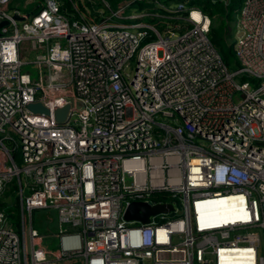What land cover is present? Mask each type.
I'll return each mask as SVG.
<instances>
[{"label": "built area", "instance_id": "obj_1", "mask_svg": "<svg viewBox=\"0 0 264 264\" xmlns=\"http://www.w3.org/2000/svg\"><path fill=\"white\" fill-rule=\"evenodd\" d=\"M134 1L94 21L72 0H0V196L19 197L16 222L0 209V264H264V0L239 8L232 72L205 13L177 1L182 31L160 34ZM130 202L172 211L125 221ZM217 204L231 212L207 219Z\"/></svg>", "mask_w": 264, "mask_h": 264}, {"label": "rangeland", "instance_id": "obj_2", "mask_svg": "<svg viewBox=\"0 0 264 264\" xmlns=\"http://www.w3.org/2000/svg\"><path fill=\"white\" fill-rule=\"evenodd\" d=\"M73 6L77 8V12L80 13H85L86 15H88V13L90 12V9L86 6V3H90L92 4H101V7L98 11H102L101 15H104V13L107 12V7H109L110 5L105 1V0H72ZM110 3L113 2V0H108ZM124 0H120L119 2H115L114 5H112V8L109 7V9L111 10H115L117 5L120 2H123ZM14 2H19V0H14ZM150 2H153L155 4L151 5V7H144L142 9H136L133 6H129L130 9L128 10V12H126V15H129V13L134 12H151L155 14V18L156 20H153V22H158L159 24H163L164 26H155L156 29L159 31L160 34L165 33L166 30H172L175 33H179L182 30L181 29H176L174 28L173 25L178 24L181 25L182 22L179 19H172L173 15L169 14L167 12V8L168 10H170L172 8L173 5H175L176 2L170 4L167 6V8H165L164 3H162L160 0H150ZM243 0H223L222 4L220 5V8L217 6L212 7L208 14L206 13V15L208 17H210L211 15L214 16V18L216 19V21H218L219 19H221L220 24L221 27L225 28V32L221 31L220 33H218L215 37V43H212L214 49L218 52V54L220 55L223 63L225 64L226 68L228 71L232 72L237 68V60L232 48V43L238 38L239 34H238V30L235 27V20L238 17V13H239V8L242 4ZM187 7H192V8H196L195 6L189 5V3H185ZM65 5V4H64ZM78 5L80 6H84V10H80L78 9ZM19 9H21L20 7V3L19 6H17ZM24 7V5H23ZM34 7V4H28L25 5L26 9H32ZM71 7V6H70ZM156 7V8H155ZM157 7L160 8L157 9ZM198 9V8H196ZM104 10L106 12H104ZM131 11V12H129ZM165 11V12H164ZM150 12V13H151ZM71 10L68 13V16H70L71 14ZM128 13V14H127ZM186 13H184L185 15ZM123 15V14H122ZM123 15V16H126ZM184 15H179V17H182ZM154 18V19H155ZM139 19L136 20H123L122 22L124 23H130V22H135L138 21ZM141 20L143 21H149L148 17L142 18ZM168 20H171L173 22H169ZM226 26V27H225ZM208 36V34H207ZM153 37H151L150 39H145L141 42V45L149 40H151ZM23 69L25 70H29L28 67H24ZM31 76H35V73L32 72ZM23 194H27V191L24 189L23 190ZM19 197L17 195L16 192V188L13 190L12 195H9L6 200H4L6 203H9L10 206L13 207V209H15V214H18L19 212ZM9 219V217H8ZM12 222H16V216H14L13 218H11ZM57 219H56V213L55 210L52 208H47V209H35L31 211V225L32 227L36 228V227H43L47 228L49 225V232L46 233H54L56 231V225H57ZM18 223H20V221H18ZM48 247L50 249H55L56 246V239H51L48 243ZM76 264H81V262L78 260L75 262Z\"/></svg>", "mask_w": 264, "mask_h": 264}, {"label": "trees", "instance_id": "obj_3", "mask_svg": "<svg viewBox=\"0 0 264 264\" xmlns=\"http://www.w3.org/2000/svg\"><path fill=\"white\" fill-rule=\"evenodd\" d=\"M105 1L110 5L109 7L112 8V5H114L115 2H117V1L119 2L120 0H113V2H111V3L108 0H105ZM160 1L162 3H164L165 7H167L168 5H170L174 2L183 1V0H160ZM185 1H186V3H189V5H192V6H195L196 8H198L202 13L208 14L209 10L212 7L217 6L220 8V5L222 4L223 0H185ZM131 5L133 7H135L136 9H142L144 7H151V5L155 6V4L153 2H150V0L134 1ZM65 6L70 8L69 3L66 4ZM86 6L90 9L89 16L91 17V19L94 21H98L100 19V15L98 13V10L100 9L101 4L98 3V4H92L91 5L90 3L87 2ZM77 7L80 10H84V6L78 5ZM157 9L160 10L159 7H157ZM104 12H106V11L104 10ZM150 12H151V10H150ZM182 14H184V13H182ZM209 19H210V24H209V31H208V39H209L210 43L212 44V43H215V37L218 33H220L221 31L226 33V31H225L224 27L223 28L221 27V24H220L221 19L216 21V19L214 18L213 15H211L209 17ZM153 20H156V18L155 19L154 18L149 19V22H152ZM168 21L170 22L171 20H168ZM171 22H173V21H171ZM160 25L164 26L163 24H160ZM14 188H15V186L11 185L8 188V190L3 192V194L0 196V209H5L6 213L8 214L9 220L11 222H12L11 218H13L14 216H16V220H17V214H15V209H13L12 206H8L9 203H6L4 200H6V198L9 195H12ZM154 198L159 200L160 202H169L172 200V197L167 193H158L154 196ZM55 213H56V211H55ZM30 225H31V214H30ZM31 227H32V225H31ZM32 229H34L38 233H42V234L47 232L46 228H44V230H43V227H36V228L32 227ZM48 229H50V228H48Z\"/></svg>", "mask_w": 264, "mask_h": 264}, {"label": "water", "instance_id": "obj_4", "mask_svg": "<svg viewBox=\"0 0 264 264\" xmlns=\"http://www.w3.org/2000/svg\"><path fill=\"white\" fill-rule=\"evenodd\" d=\"M6 24V21H0V27ZM26 109L32 113H44L48 115V110L40 105V103L27 104ZM68 105L61 108H56L52 111L53 118L56 122H60L66 111ZM172 211V206L167 203H160L155 205H149L143 202H130L123 212V220L135 221L141 224H146L148 218L151 216H157L159 214H168Z\"/></svg>", "mask_w": 264, "mask_h": 264}, {"label": "bare ground", "instance_id": "obj_5", "mask_svg": "<svg viewBox=\"0 0 264 264\" xmlns=\"http://www.w3.org/2000/svg\"><path fill=\"white\" fill-rule=\"evenodd\" d=\"M231 212V208L227 205L217 204L204 209L203 214L207 219H218Z\"/></svg>", "mask_w": 264, "mask_h": 264}, {"label": "crops", "instance_id": "obj_6", "mask_svg": "<svg viewBox=\"0 0 264 264\" xmlns=\"http://www.w3.org/2000/svg\"><path fill=\"white\" fill-rule=\"evenodd\" d=\"M29 0H19V2H14L17 6H19V3H20V7L22 11H25V12H29L31 9H26L25 8V5H28V4H32V2H28ZM24 5V7H23ZM49 228V225L48 227L46 228V231L49 232L50 230L48 229ZM56 229V228H55ZM43 230H44V226H43Z\"/></svg>", "mask_w": 264, "mask_h": 264}]
</instances>
